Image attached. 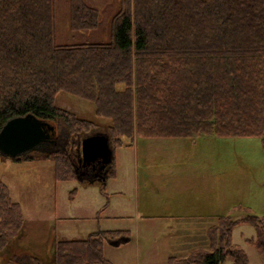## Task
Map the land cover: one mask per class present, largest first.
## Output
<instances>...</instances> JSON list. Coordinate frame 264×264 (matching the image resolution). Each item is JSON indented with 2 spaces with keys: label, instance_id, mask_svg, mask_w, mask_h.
I'll use <instances>...</instances> for the list:
<instances>
[{
  "label": "trees",
  "instance_id": "trees-1",
  "mask_svg": "<svg viewBox=\"0 0 264 264\" xmlns=\"http://www.w3.org/2000/svg\"><path fill=\"white\" fill-rule=\"evenodd\" d=\"M118 1L110 41L58 44L55 0H0V128L32 114L50 124L63 122L71 136L103 126L113 147L131 146L135 136L264 141V0ZM98 24L96 8L69 0L72 31ZM61 92L92 102L98 120L58 107ZM55 136L47 145L57 148ZM25 156L51 159L57 181L76 178L72 159L61 149ZM114 174L112 158L107 177ZM243 222L254 226L255 237L247 241L264 262V215L245 210L238 219L218 216L207 230L208 249L170 257L168 264H249L231 241L233 228ZM23 224L19 203L0 180V256ZM121 235L99 231L56 240L54 264H112L103 245Z\"/></svg>",
  "mask_w": 264,
  "mask_h": 264
},
{
  "label": "rangeland",
  "instance_id": "rangeland-1",
  "mask_svg": "<svg viewBox=\"0 0 264 264\" xmlns=\"http://www.w3.org/2000/svg\"><path fill=\"white\" fill-rule=\"evenodd\" d=\"M83 1L99 11L97 28L72 31L69 0H55L58 44L111 40V20L119 1ZM55 102L79 118L98 120L92 102L65 92ZM52 125L59 145H46L45 151L61 149L76 163L77 143L84 135L71 136L59 120ZM97 131L106 133V128ZM26 154L0 155V180L23 214V228L15 241L24 251L36 254L41 264H53L56 240L116 230L129 241L103 248L110 261L168 264L170 257L183 259L193 250L208 249L207 230L218 216L238 219L245 210L264 215V141L260 136H135L131 146H112L115 174L93 183L77 177L57 181L51 159L28 160ZM254 237V226L243 222L233 228L231 241L246 253L249 264H263L247 241Z\"/></svg>",
  "mask_w": 264,
  "mask_h": 264
},
{
  "label": "water",
  "instance_id": "water-1",
  "mask_svg": "<svg viewBox=\"0 0 264 264\" xmlns=\"http://www.w3.org/2000/svg\"><path fill=\"white\" fill-rule=\"evenodd\" d=\"M54 130V126L49 122L32 114L9 119L0 128V155L16 158L31 151H45L44 144L52 142ZM77 149L84 167L94 166L96 163L99 164L100 170H103L102 177L88 178V182L104 181L113 158L108 134L94 132L85 135L78 142ZM76 177L79 178L77 173ZM128 241L129 237L126 235L107 240L112 246H119Z\"/></svg>",
  "mask_w": 264,
  "mask_h": 264
},
{
  "label": "crops",
  "instance_id": "crops-1",
  "mask_svg": "<svg viewBox=\"0 0 264 264\" xmlns=\"http://www.w3.org/2000/svg\"><path fill=\"white\" fill-rule=\"evenodd\" d=\"M84 182L89 183L87 179L84 180ZM19 236L10 240L8 245L3 249L2 255L4 256V258H3L4 262H2L0 259V264H2V263L3 264H41V261L39 260V258L36 254H34L33 252L24 251L23 249L20 248L19 243H17L15 241V240L19 239ZM107 245L112 246L107 241H105L103 248H105ZM113 247H118V246H113ZM6 250H8V252H9V253H7V255H5L7 252ZM104 257L106 259H108L105 255H104ZM108 260L110 261V259H108ZM51 261L54 264V251H53V254L51 257ZM113 264H115V263L113 262ZM263 264H264V262H263Z\"/></svg>",
  "mask_w": 264,
  "mask_h": 264
},
{
  "label": "flooded vegetation",
  "instance_id": "flooded-vegetation-1",
  "mask_svg": "<svg viewBox=\"0 0 264 264\" xmlns=\"http://www.w3.org/2000/svg\"><path fill=\"white\" fill-rule=\"evenodd\" d=\"M55 134H56V131L54 130V135L52 136L53 137V140L52 142L50 143H54L55 142ZM45 146L47 144H44ZM76 153H77V159H76V163L73 162L74 164V168L75 170L77 171V175L80 179L82 178H94L96 179L97 177H102L103 175V170H100V167H99V164H96L93 166V165H86L84 167V165L82 164V161H81V157L79 156V152H78V149L76 148Z\"/></svg>",
  "mask_w": 264,
  "mask_h": 264
},
{
  "label": "bare ground",
  "instance_id": "bare-ground-1",
  "mask_svg": "<svg viewBox=\"0 0 264 264\" xmlns=\"http://www.w3.org/2000/svg\"><path fill=\"white\" fill-rule=\"evenodd\" d=\"M159 15V14H158ZM134 20V19H133ZM159 23V22H158ZM157 25H159V24H157ZM147 26V25H146ZM168 26V25H167ZM57 28V27H56ZM153 28V27H152ZM162 28V27H161ZM151 30V29H150ZM162 30V29H161ZM39 31V30H38ZM165 31V30H164ZM169 31V30H168ZM45 33V32H44ZM180 34V33H179ZM37 36V35H36ZM234 40V39H233ZM227 42V41H226ZM232 42V41H231ZM234 42V41H233ZM229 49V48H228ZM222 53V52H221ZM83 54V53H82ZM221 60V59H220ZM212 63V62H211ZM216 69V68H215ZM221 73H222V71H221ZM110 81V80H109ZM108 83V82H107ZM235 84V83H234ZM234 87V86H233ZM195 92V91H194ZM195 94V93H194ZM55 105V104H54ZM51 147V146H50Z\"/></svg>",
  "mask_w": 264,
  "mask_h": 264
}]
</instances>
